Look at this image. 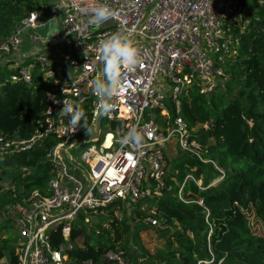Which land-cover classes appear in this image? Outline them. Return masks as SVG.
I'll list each match as a JSON object with an SVG mask.
<instances>
[{
  "label": "built area",
  "instance_id": "built-area-1",
  "mask_svg": "<svg viewBox=\"0 0 264 264\" xmlns=\"http://www.w3.org/2000/svg\"><path fill=\"white\" fill-rule=\"evenodd\" d=\"M242 3L59 0L47 7L44 23L41 5L15 26L0 45V53L6 57L22 44L25 29L49 22L58 25L47 36H30L31 46L36 44L37 48L28 55L21 54L24 59L10 75L12 81L27 84L52 82L46 108L26 138L0 131V159L55 139L48 142L44 154L50 164L45 192L35 189L9 210L20 236L17 264H69L67 252L74 246L71 226L78 214H106L114 202L127 205L145 199L156 190L150 189L149 183L161 188L165 144L175 134L174 143L181 151L211 163L224 174L205 155L201 142L191 138L188 124L179 113L182 98L190 91L209 94L218 87L217 79L225 75L221 64L237 53L232 29L242 20ZM254 3L264 7V0ZM32 69L40 74L35 75ZM166 97L174 111L171 122L163 103ZM86 113L90 120L81 130ZM102 133L98 146L76 148L95 141ZM188 180L204 189L201 180L188 173L178 191L182 200L181 190ZM3 185L4 189H14L11 182ZM155 214L156 210L149 207L145 220L152 226L158 225ZM83 222L90 220L84 216ZM92 227L99 234L109 226ZM58 228L62 240L55 246L51 235ZM102 257L105 264H132L119 247L107 249ZM82 264L95 263L84 260Z\"/></svg>",
  "mask_w": 264,
  "mask_h": 264
},
{
  "label": "trees",
  "instance_id": "trees-1",
  "mask_svg": "<svg viewBox=\"0 0 264 264\" xmlns=\"http://www.w3.org/2000/svg\"><path fill=\"white\" fill-rule=\"evenodd\" d=\"M43 3L44 0H0V45L25 16L40 10ZM258 8L261 16L232 29L237 39V55L234 61L230 58L224 63L225 73L229 75L224 83L227 92L218 93V87L209 94L192 90L182 98L180 115L189 123L188 128L197 119L201 122L211 119L208 128H200L197 136L191 133V138L201 142L206 148L205 155L224 174L211 163H203L183 151L167 168L166 150L161 196L149 206L156 210L157 226L170 236L164 247L157 253L145 254L139 262L131 257L122 243L128 230L127 209L124 204L114 202L106 208L113 220L108 228L100 231L97 240L88 233L83 212L72 222L70 238L73 241L80 237L81 243L67 252L69 264H82L84 260L105 264L102 254L115 247L123 249L132 264H159L160 261L163 264H264V235L251 230L246 216V212L253 214L264 231V7ZM14 71L0 65V131L26 138L33 130L34 120L46 108V94L53 91V86L50 81L32 84L12 81L10 75ZM236 86L239 90L231 94L230 90ZM89 120L86 113L81 130ZM54 141L49 138L34 150L0 159V213L8 212L15 201L21 202L35 189L45 192L50 164L44 154L48 142ZM188 173L200 179L204 189L188 180L181 190L182 200L178 191ZM5 181L13 183L14 189H4ZM142 201L130 205L139 206ZM116 208L121 209L120 219L113 215ZM145 227L155 226L146 222ZM17 235L19 242V232L11 216L0 222V260L7 259L8 264L18 262L19 244L16 247L12 244ZM61 240L58 228L51 235V242L56 246Z\"/></svg>",
  "mask_w": 264,
  "mask_h": 264
},
{
  "label": "rangeland",
  "instance_id": "rangeland-1",
  "mask_svg": "<svg viewBox=\"0 0 264 264\" xmlns=\"http://www.w3.org/2000/svg\"><path fill=\"white\" fill-rule=\"evenodd\" d=\"M59 0H44L43 3V15L40 17L41 22L44 23V21L46 20V10L47 7H50L52 5L58 4ZM243 8H242V20L240 21V25L241 27H243L244 25H246L248 23V21L251 18L257 17V16H261L262 14L259 12V8L255 5L254 0H243ZM59 18L62 17V14H59L58 16ZM58 27L57 23L54 22H49L46 25L43 24L40 27L36 28V29H31V28H27L25 29L22 34V44L20 46H17L16 48H14L12 50V53L10 56L6 57L5 55L0 53V65H5L8 68H15L17 65H19V63L22 61V59H24L22 56H20L21 54L24 55H28L33 48H37L36 44H30L29 40H30V36L32 35H36L37 37H44L47 36L48 34H50V32H52L53 30H57L56 28ZM236 55L235 54L232 57L231 61H234L236 59ZM222 67H224V64H221ZM33 73L35 75L40 74L38 72V70L36 69H32ZM16 72V69L15 71ZM229 75L228 73L224 76H222L221 78L217 79L218 82V93H220L221 91L223 92H227V89H225L224 87V83L226 82V80H228ZM161 88V86H160ZM239 90V86L234 87L233 89H231V94H236L237 91ZM229 91V90H228ZM230 93V92H229ZM164 105L166 106V108L168 109V114H169V122L172 121V117L174 116V111L172 109V104L170 102V100L166 97V99L163 101ZM180 114V113H179ZM102 120V125L104 128V124H105V120L104 118L101 119ZM207 122V121H206ZM206 122H201L200 119H197V121L194 122V124L189 127L190 133H194L197 136V132L200 130V128H208L205 127V123ZM188 123V122H187ZM189 124V123H188ZM176 136V134L174 135ZM174 136L173 138L167 142L166 145V150L169 153L168 154V159H167V168H169L170 164H172V160L182 156L183 152L179 149L178 145L174 143ZM103 140V133L97 137V139L95 141H90V142H86V143H80V147H76L80 150L90 146V145H96L98 146L101 141ZM105 145H108V143L105 140ZM164 145V147H165ZM109 151H112L111 149ZM75 152V150H74ZM216 163V162H215ZM218 166V165H217ZM219 167V166H218ZM220 168V167H219ZM7 170H9V167L6 168ZM14 173V171L10 172L8 174L7 177H10V175H12ZM172 180L174 182H176L175 178H172ZM9 181H5L4 183H7ZM149 188L155 191H152L151 194L149 196H147L145 199H143V203H137L139 206H135L137 207V210L135 209V211L133 212V209L135 207L131 206L130 204H127L124 206L127 209V213L125 215L126 218V222L128 225V230L126 232V234L124 235V240L122 243H124L127 246V251H129L130 256L135 257L138 259V262L141 261V259L144 257L145 254H154L157 253L158 250L162 249L164 247V242L166 241L167 237H170L168 233H165V229H163L162 227L159 226H155V227H145L146 226V216L144 214L147 215V211L149 206L152 205L153 200H155L156 197L161 196V192H160V187H157L154 183H149L148 184ZM154 208V207H151ZM117 212V218L120 219L121 218V209L120 208H116ZM139 210V211H138ZM84 213V212H83ZM139 213V215H138ZM84 216L88 217L90 222L89 223H84L87 227L88 233L95 239H99V235L95 233L94 228L92 227V224L96 227H100L103 224H108V226H110L111 221L113 220V216L108 214V211H106V214H96V215H91V214H87L84 213ZM246 216L248 218L251 230L257 234L260 235H264V231H263V227H262V223L259 220H256L253 217V214L246 212ZM9 211L8 212H1L0 213V222L5 219V218H9ZM14 232L16 233V229H14ZM191 235V234H190ZM4 236H7V234H5ZM70 243V242H69ZM72 245L76 246V244H80L81 243V238L78 237L77 239L74 240V242H72ZM12 244L16 247L18 246V235L17 237L15 236L13 238ZM129 259V257H128ZM130 261V259H129ZM206 263H209V261H204ZM0 264H8V260L7 259H1L0 260ZM159 264H163L161 261L159 262Z\"/></svg>",
  "mask_w": 264,
  "mask_h": 264
},
{
  "label": "water",
  "instance_id": "water-1",
  "mask_svg": "<svg viewBox=\"0 0 264 264\" xmlns=\"http://www.w3.org/2000/svg\"><path fill=\"white\" fill-rule=\"evenodd\" d=\"M99 125H100V124H99V120H98V122H97V129H99ZM97 131H98V130H97ZM96 135H97V132H96L94 135H92L91 138L95 137ZM88 138H90V137H88Z\"/></svg>",
  "mask_w": 264,
  "mask_h": 264
},
{
  "label": "bare ground",
  "instance_id": "bare-ground-1",
  "mask_svg": "<svg viewBox=\"0 0 264 264\" xmlns=\"http://www.w3.org/2000/svg\"><path fill=\"white\" fill-rule=\"evenodd\" d=\"M108 140H109V136L106 137V142L108 143Z\"/></svg>",
  "mask_w": 264,
  "mask_h": 264
},
{
  "label": "crops",
  "instance_id": "crops-1",
  "mask_svg": "<svg viewBox=\"0 0 264 264\" xmlns=\"http://www.w3.org/2000/svg\"><path fill=\"white\" fill-rule=\"evenodd\" d=\"M46 25V24H45Z\"/></svg>",
  "mask_w": 264,
  "mask_h": 264
}]
</instances>
